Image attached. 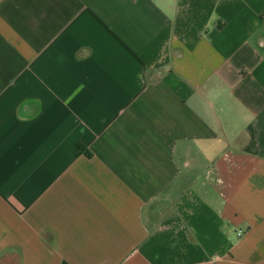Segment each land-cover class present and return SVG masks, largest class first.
Listing matches in <instances>:
<instances>
[{"label": "crops", "instance_id": "1", "mask_svg": "<svg viewBox=\"0 0 264 264\" xmlns=\"http://www.w3.org/2000/svg\"><path fill=\"white\" fill-rule=\"evenodd\" d=\"M0 264H264V0H0Z\"/></svg>", "mask_w": 264, "mask_h": 264}, {"label": "built area", "instance_id": "2", "mask_svg": "<svg viewBox=\"0 0 264 264\" xmlns=\"http://www.w3.org/2000/svg\"><path fill=\"white\" fill-rule=\"evenodd\" d=\"M243 234H244L243 232H239V234H238V235L241 237Z\"/></svg>", "mask_w": 264, "mask_h": 264}]
</instances>
